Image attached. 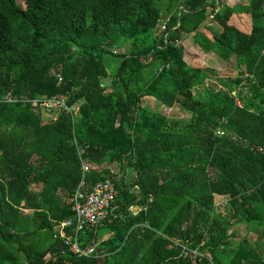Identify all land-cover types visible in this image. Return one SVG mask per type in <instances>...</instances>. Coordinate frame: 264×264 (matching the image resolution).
I'll list each match as a JSON object with an SVG mask.
<instances>
[{"label": "trees", "instance_id": "1", "mask_svg": "<svg viewBox=\"0 0 264 264\" xmlns=\"http://www.w3.org/2000/svg\"><path fill=\"white\" fill-rule=\"evenodd\" d=\"M217 3L219 32L206 26ZM237 11L248 12L249 31ZM190 34L235 57L238 77L207 88L210 69L182 43ZM107 55L120 58L112 73ZM43 96L67 97L78 115L54 118L23 100ZM146 97L190 119L146 108ZM82 160L86 189L107 177L118 189L103 222L112 236L89 256L54 229L74 216ZM237 224L255 241L235 238ZM192 249L215 264H264V0L245 10L226 0H0V264H209Z\"/></svg>", "mask_w": 264, "mask_h": 264}, {"label": "built area", "instance_id": "2", "mask_svg": "<svg viewBox=\"0 0 264 264\" xmlns=\"http://www.w3.org/2000/svg\"><path fill=\"white\" fill-rule=\"evenodd\" d=\"M220 4L217 3L216 8L209 14V20H213L214 14L218 11ZM166 22V21H165ZM165 24V23H164ZM162 25V30L165 25ZM62 78L60 77V81ZM8 101H17L12 97L7 98ZM24 101H30L32 106L55 112L54 118H57L60 111L70 113L75 119L79 112V105H70L67 97L65 96H53L42 98H34L31 100L23 99ZM238 105L241 106V102L237 101ZM219 135H223V130H218ZM79 156L82 157L85 153V148L77 145ZM83 176L77 191L74 193L71 202L72 210L74 211L73 218H68L59 222L55 225V237L64 240L65 244L69 246V249L79 256H89L95 254L96 248L99 242L103 239H98L97 242L93 241L86 246H82L81 234L87 230H94L98 232L103 222L113 215L114 212V200L118 194V189L112 178L107 177L106 179L97 182L90 189H86V178L85 174L90 170V165L82 160ZM73 228V233H69V229ZM188 244L184 243V248L188 249ZM192 253L195 256L205 257L208 259L209 264H215L214 258L211 253H201L197 249H192Z\"/></svg>", "mask_w": 264, "mask_h": 264}, {"label": "rangeland", "instance_id": "3", "mask_svg": "<svg viewBox=\"0 0 264 264\" xmlns=\"http://www.w3.org/2000/svg\"><path fill=\"white\" fill-rule=\"evenodd\" d=\"M227 1L228 0H226V2ZM229 2H230V4L234 3L233 0L229 1ZM236 15H238V17L241 19V25H239V27L244 31H249V29L251 27V23H250V17H249L248 12H246V11L238 12L237 11V12H235V16ZM212 23H213V25H212ZM209 24L214 26V27H219L213 21H209L208 25ZM157 34L159 35V30L157 31ZM194 42L196 43L197 41H195V39H194ZM195 46H197V45H195ZM187 48L190 52H192L193 54H196L195 56H193V58H195L199 63H201V66H204V67H207L210 69L211 76L209 79L206 80L207 88L211 87L213 84L221 87L222 84L220 82V79H234V78L238 77L240 71L242 70V69H239V65H238L237 59L235 57H232L231 60L227 61V60L219 57L213 51H209L207 53L206 52L204 53L202 51L203 53H201V50H199L198 48H192V47H187ZM127 50H128L127 45H122L120 48L114 49V51H117V52H123V51H127ZM196 50L198 51V53H194V51L196 52ZM211 52H212V55L209 54ZM205 54H208V55H205ZM197 55H199V56H197ZM106 57L107 58H105V61L108 64L110 72L112 73V72L116 71V68L119 66V63H120V58L113 57V56L111 57L110 55H107ZM110 80H111V78H106L103 82L105 85H108L110 83ZM245 89H247V88H245ZM196 91L201 93L203 91V86L199 85L196 88ZM143 105L146 108L152 109V110L157 111V112H162L164 114H167L170 117L176 116V117L184 119V120L190 119V114L187 111L181 110L177 106L174 108H168L165 105L156 101L155 99H152L151 97L144 98ZM115 165L119 167V164H117V163H113L112 166H115ZM126 173H127V175H130L132 177L134 172L130 168V169H127ZM225 197L226 196H223V195H216L215 196L216 202L219 204L225 202ZM107 231H108L107 227L100 226L98 229V232H97L98 239L100 236H103L104 234H106ZM231 231H234V233L236 235L235 238L236 237L239 238L242 236H248L252 241H255V239H256V233L254 231H252L251 226H248L246 224H237Z\"/></svg>", "mask_w": 264, "mask_h": 264}, {"label": "crops", "instance_id": "4", "mask_svg": "<svg viewBox=\"0 0 264 264\" xmlns=\"http://www.w3.org/2000/svg\"><path fill=\"white\" fill-rule=\"evenodd\" d=\"M229 1H232V0H228L226 3L228 4V5H230V6H233V7H237V8H239V9H242V10H245L246 9V6H248V4H249V0H233V2L234 3H232V4H230V2ZM170 14L171 13H169V14H166L167 16L165 17V18H167V17H169L170 16ZM234 21V23L236 24V25H241V19L238 17V15H236L235 16V19L233 20ZM237 21V22H236ZM209 23V22H208ZM208 23H207V25L206 26H209L208 25ZM250 23H251V19H250ZM212 25H213V23H212ZM212 25H210L211 27H213L215 30H217V31H221V28H220V26L219 27H214V26H212ZM218 28V29H217ZM201 33L200 34H207V35H209V31H208V29H207V27H205V28H202L201 30ZM182 43L184 44V46H185V49H186V52L190 55V56H195L196 54H193L192 52H190L189 50H188V48L187 47H192V48H198L199 50H201V53H205L206 51L205 50H203V48H202V46L198 43V42H194V37L190 34V35H186L184 38H183V40H182ZM188 45V46H187ZM195 45H197V46H195ZM203 51V52H202ZM194 53H198V51L196 50V52L194 51ZM207 53V52H206ZM209 54H211L212 55V52L211 53H209ZM205 55H208V54H205ZM197 56H199V55H197ZM200 65H201V63H200ZM152 98V97H151ZM152 99H154V98H152ZM113 164H110V168L114 171V172H116V171H118V169H119V167L118 166H112ZM123 174H120L119 175V177H121ZM123 178V180H129V179H131V176L130 175H127V173H125L124 174V176L122 177ZM117 208H118V205L117 204H115L114 205V211L115 210H117ZM139 206L138 205H133V206H131L130 207V210L132 211V212H138L139 211ZM102 226H104V225H102ZM105 227V226H104ZM112 236V232H110L109 230L107 231V233L106 234H104L103 236H100L99 237V239H103V240H106V239H108L109 237H111Z\"/></svg>", "mask_w": 264, "mask_h": 264}]
</instances>
